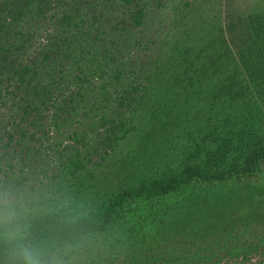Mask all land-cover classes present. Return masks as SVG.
<instances>
[{
    "label": "trees",
    "instance_id": "1",
    "mask_svg": "<svg viewBox=\"0 0 264 264\" xmlns=\"http://www.w3.org/2000/svg\"><path fill=\"white\" fill-rule=\"evenodd\" d=\"M194 1L180 0L162 17L156 11L161 0H120L121 17H110L112 30L122 37L117 42L106 29L92 30L102 16L92 14L93 24L71 16V5L62 0H0L2 63L4 31L17 38L23 28L14 31L15 24L39 23L48 33L38 65H19L7 77L25 89L20 99L25 114L39 115L47 105L51 93L40 86L43 76L58 70L67 82L77 64L79 74L71 84L78 86L80 98L94 100L90 112L100 111L95 103L112 101L109 123L117 130L128 125L116 183L99 202L81 208L74 207L78 202L51 205L31 215L24 227L30 240L58 246L66 264L69 253L88 241L112 248L185 237L254 203L257 214H264V186L241 185L264 166V0H227L225 20H198L191 11ZM59 4L60 17H45ZM3 83L0 77L4 106L10 88ZM58 94L51 102L56 116L74 104ZM125 114L131 118H120ZM101 255L81 260L101 264ZM12 260L11 245L0 238V264Z\"/></svg>",
    "mask_w": 264,
    "mask_h": 264
},
{
    "label": "rangeland",
    "instance_id": "2",
    "mask_svg": "<svg viewBox=\"0 0 264 264\" xmlns=\"http://www.w3.org/2000/svg\"><path fill=\"white\" fill-rule=\"evenodd\" d=\"M179 1L161 0V7L156 11L167 17L165 8L172 9ZM228 1L203 3V0H195L191 6L196 4V7L193 6L191 11L199 17L198 20L219 16L225 20ZM75 2L78 3L74 5ZM61 3L71 5L69 15L84 17L92 24V14L102 16L92 30L99 26L102 31H110L117 42L122 41L121 35L112 30L114 23L110 18L121 17L120 0H62ZM232 6L239 5L235 3ZM60 7V4L54 5L50 11L47 10L45 17H60ZM19 27L23 30L17 38L8 36L6 31L1 35V43L6 45L1 56L6 63L0 61V77L4 80L3 85H9L10 91L5 96V107L0 105V207L15 195L23 205L19 222L24 228L31 215L48 206L66 207L78 202L74 207L81 208L99 202L109 187L116 183L115 173L121 162L119 151L129 135L124 134L128 125L117 130L109 123V110L114 105L112 101L101 103V106L95 103L100 111L90 112L94 100L80 98L78 86L71 84L73 75L79 74L77 64L71 66L73 75L66 78L67 82L58 75V70L43 76L40 86L47 91L50 89L51 93L47 97V105L39 115L25 114L20 102L25 89L16 88V82L11 78L7 80V77L13 76V70L19 65L26 64L31 69L38 65V53L47 46L48 33L39 23L25 28L22 23L18 27L15 24L14 31ZM164 33L165 30H160V35ZM93 35L89 41L95 44ZM10 37L15 38V42L9 41ZM20 42L23 43L22 48L16 49V43ZM51 58L54 64L58 62L56 54ZM78 64L83 67L81 60ZM58 91L65 94V100H73L74 104L70 111L56 116L51 102L57 99ZM130 115L120 118L127 119ZM102 116L106 118L105 122L100 119ZM241 183L249 190L264 186V166L255 176L243 179ZM239 212L183 234L185 237H167L165 241L166 237L134 240L112 248L104 246V241H88L69 253V261L70 264L78 261L83 264L91 255L94 260L101 252L102 257L98 258L101 264H264V214H257L255 203L248 211ZM6 228L7 224L0 220V234ZM222 248L226 250L222 252Z\"/></svg>",
    "mask_w": 264,
    "mask_h": 264
},
{
    "label": "clouds",
    "instance_id": "3",
    "mask_svg": "<svg viewBox=\"0 0 264 264\" xmlns=\"http://www.w3.org/2000/svg\"><path fill=\"white\" fill-rule=\"evenodd\" d=\"M22 208L15 195L7 199L5 206L0 207V220L7 224L0 238L11 245L12 264H66L60 248L53 242L30 240L19 222Z\"/></svg>",
    "mask_w": 264,
    "mask_h": 264
}]
</instances>
